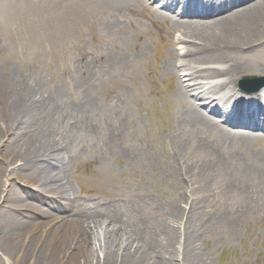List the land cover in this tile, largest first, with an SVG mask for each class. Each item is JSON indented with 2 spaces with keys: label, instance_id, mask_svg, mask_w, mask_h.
Masks as SVG:
<instances>
[{
  "label": "bare ground",
  "instance_id": "bare-ground-1",
  "mask_svg": "<svg viewBox=\"0 0 264 264\" xmlns=\"http://www.w3.org/2000/svg\"><path fill=\"white\" fill-rule=\"evenodd\" d=\"M130 14L145 22L132 21ZM29 34L45 57L54 41L85 39L78 43L79 66L63 73L67 91L72 84L79 90L76 103L62 101L60 89L41 91L37 80L19 75L21 68L11 63L14 47L4 36L16 43L14 36ZM143 35L165 39L169 51L158 56L164 60L160 71L149 64L144 43L139 46ZM136 42L140 51L129 54ZM263 53L264 0H0V256L9 264H167L158 237L148 240L143 230L124 229L115 214L101 213L100 200L98 211L80 216L87 204L61 177L68 179L70 154L75 157L70 145L86 139L98 144L100 167L115 174L111 163L120 157L119 144L127 135L116 113L123 112V89L136 75V61L145 65L150 95L166 91L160 76L176 81L171 98L182 135H171L174 180L180 197L189 193L194 198L170 205L199 208L211 203L208 198L217 190L222 197L240 198L234 206L240 213L259 206L264 197V90L247 94L236 86L244 77H264ZM48 63L52 70L55 60ZM106 96L110 99L104 104ZM233 96L242 106L236 110L250 116L252 124L232 122L222 109L233 108ZM244 105H254L252 113ZM10 178L37 192L20 196ZM29 198L50 211L31 208ZM22 206L24 218L11 211ZM235 222L226 212L216 217L230 232ZM194 259L191 263L197 264Z\"/></svg>",
  "mask_w": 264,
  "mask_h": 264
},
{
  "label": "rangeland",
  "instance_id": "rangeland-1",
  "mask_svg": "<svg viewBox=\"0 0 264 264\" xmlns=\"http://www.w3.org/2000/svg\"><path fill=\"white\" fill-rule=\"evenodd\" d=\"M159 10L162 11L161 8ZM129 18L132 21L145 22V19L138 15L135 17L130 14ZM32 36V34L14 36L16 43L13 36H4L9 43L6 40L4 42L14 47V51L10 53L11 63L19 65L21 68L19 75L37 80L41 91L48 88L52 91L60 89L62 101L69 104L76 103L73 93L76 85H71L67 91L63 83V73H65L64 70H72L74 66H79L78 43L79 41L85 43V39L79 35L80 40L71 37L65 41L58 40V43L54 41L51 53L45 57L40 56V53L32 46ZM90 38L91 36L88 37ZM138 42L139 46L144 43L145 49L148 50L149 64H154L158 69L160 64L162 68L164 60H159L158 56L163 50L169 51L165 48V39L162 42L158 37L143 35L142 41ZM138 42L135 48L129 47V54H133L135 50V53L140 51ZM50 58L55 60L52 70L48 63ZM134 66L137 70L136 75L126 83L123 89L126 95L122 103L123 112L116 113L120 120L123 119V127L127 135L119 144L120 157L111 163L115 174L108 175L100 167L101 152L98 144L94 142L89 144L87 142L89 139H86L79 146L70 145L75 157L72 160L70 154V163L66 169L68 179H64L63 175L61 177L71 192L87 204L83 212L79 211V215H92L98 211L95 205L98 200L106 202L103 206L99 205L102 214H115L124 229L138 232L143 230L148 240L152 237H158L161 240L160 247L161 251L167 253V264H189V262L192 264V255L195 256L194 260L197 264H264V197L259 199V206L244 210V213H240L234 207L241 201L240 198L222 197L217 190L214 194V189H211L208 194L209 196L214 194L208 198L211 203L201 205L199 208L190 209L170 205V202L177 201L178 198H186L187 202H191L194 198L189 193L180 197L182 189L174 180L177 172L172 164L177 158L174 155L171 135L174 132L178 136L182 135V131L175 127L177 106L171 98L176 81L174 78L168 80L165 78L164 81L163 78L160 79V76L161 88H166V91L154 97L147 93L145 65L136 61ZM255 77L260 80L264 78ZM214 83H217V80ZM238 84L236 89L239 88ZM262 89L264 90V86L257 93ZM109 97H105L104 104L109 101ZM196 104L199 102L196 101ZM205 114L218 118V115L213 113ZM206 135V133L203 134L204 139ZM192 150L200 154L196 148ZM1 161L0 158V165ZM10 167L8 166V169ZM10 182L19 190L20 196L25 197L27 191L37 192L35 188L23 182L13 181L12 178ZM34 199H25L31 208L33 205H39ZM26 206H22L20 210L12 209L11 211L24 218L22 211H25ZM39 206L44 211L49 210V207L44 206L43 203ZM223 212L228 214L229 219L236 220L233 232H230L223 224L216 223V217ZM38 220L42 221L40 218ZM163 234H168L173 240L165 241L162 238ZM155 259L157 258L147 257L150 263H155ZM0 264L9 263L0 256Z\"/></svg>",
  "mask_w": 264,
  "mask_h": 264
}]
</instances>
